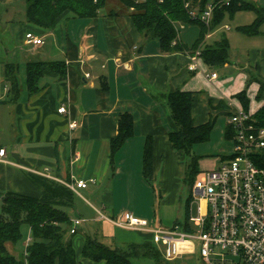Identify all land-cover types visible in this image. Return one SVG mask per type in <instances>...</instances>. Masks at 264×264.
<instances>
[{
  "label": "crops",
  "instance_id": "obj_1",
  "mask_svg": "<svg viewBox=\"0 0 264 264\" xmlns=\"http://www.w3.org/2000/svg\"><path fill=\"white\" fill-rule=\"evenodd\" d=\"M22 1L0 0V149H4L0 193L39 199L42 189L32 176L58 184L82 180L86 188L75 189L73 196L82 199L95 218L85 211L76 210V214L84 224L91 219L99 223L97 230L86 225V237H92V232V238L109 248L151 243L148 232L124 231L116 228L112 220L129 213L153 225L157 222L152 220L156 201L160 200L162 208H169L180 198L182 153L167 140V134L175 128L164 97L174 90L191 93L195 126L206 124L210 117L216 121L217 115L247 112L234 95L245 93L247 83L257 93L264 84V24L254 36L238 32L236 28L250 25L256 16L252 11L237 12L225 17L236 21L233 34L224 22L209 30L196 47L200 26L178 24V43L184 50L165 52L157 40L140 35L129 16L131 10L117 0H106L91 18L64 13L51 31L26 22V5H17ZM245 1L264 9V0ZM244 12H252L254 17L237 24V16ZM27 33L41 37L43 44L27 46ZM221 39L227 40L228 52L232 43H239L243 56L234 64L227 60L217 68L199 59L198 71L187 70L190 49L202 51ZM29 63L44 65L31 90L25 71ZM7 64L15 68V93L12 82L6 79ZM211 73H216V78L208 80L205 75ZM62 106L67 109L66 115L57 113ZM122 115L131 117L132 134L111 157L110 141L117 135V120ZM71 122L77 124L73 130L68 128ZM7 127L11 132L5 138L3 130ZM225 131L226 127L224 135ZM148 138L151 174L146 180L143 151ZM202 162L199 158L198 173ZM219 165L215 163L210 170ZM99 214L105 219H100ZM25 230L26 243L30 232L28 227ZM85 238L72 239L76 264H103L82 257ZM5 247L10 254L17 253L13 244L6 243ZM197 250L191 243L182 255H193Z\"/></svg>",
  "mask_w": 264,
  "mask_h": 264
},
{
  "label": "trees",
  "instance_id": "obj_2",
  "mask_svg": "<svg viewBox=\"0 0 264 264\" xmlns=\"http://www.w3.org/2000/svg\"><path fill=\"white\" fill-rule=\"evenodd\" d=\"M125 9L131 10L130 18L136 30L144 39H155L163 51H182L179 43L172 45L176 37L178 24H197L201 28L198 46L207 32L219 25L223 18L233 16L237 12L252 11L255 19L250 25L236 28L248 36L259 33L264 24V9L245 0H117ZM26 5V22L43 31L54 29L57 20L64 14L76 17H95L105 6L106 0H23ZM191 8L203 11L208 4L213 6L210 26L188 18L185 4ZM194 49V48H193ZM190 49L189 51H193ZM195 50V49H194ZM200 58L209 67L223 66L228 60V43L221 39L212 46L200 50ZM42 63L26 64V83L30 90L40 78ZM57 66H59L57 64ZM15 68L11 64L5 66L6 79L12 82V91L16 92L14 81ZM64 72L61 71L62 75ZM33 91H30V94ZM165 103L174 125V131L167 134V140L172 148L184 155H190L192 148L208 141L215 117H210L206 124L195 126L191 117L193 96L191 93L179 90L170 91L165 97ZM256 98L264 99V84L261 83ZM244 110H247V98L244 92L237 95ZM257 124L264 127V105L255 113ZM118 132L110 141L111 157L123 142L132 134V120L128 115H122L117 120ZM230 138V130L226 127L225 139ZM151 140L148 138L143 151V176L149 180L151 174ZM200 157L192 155L188 164L185 182L191 190L198 174L197 162ZM32 181L42 189L39 199L18 196L11 193H0V264H76V255L72 246V237L66 238L71 226L70 217L65 212L73 207V193L63 185L54 181L32 176ZM189 190V191H190ZM191 194L185 200L183 222H176L182 231L190 232L188 206ZM26 226L30 232V241L24 247L20 258L10 254L6 243L17 244L21 238V227ZM76 234V233H75ZM74 234H70L72 236ZM81 255L95 263L131 264L132 257L152 258L157 264H162L161 256L150 242L130 244L125 250L109 248L92 237H86Z\"/></svg>",
  "mask_w": 264,
  "mask_h": 264
},
{
  "label": "built area",
  "instance_id": "obj_3",
  "mask_svg": "<svg viewBox=\"0 0 264 264\" xmlns=\"http://www.w3.org/2000/svg\"><path fill=\"white\" fill-rule=\"evenodd\" d=\"M227 1V0H226ZM188 18L205 27L210 26L213 6L208 4L203 11L191 8L187 3ZM179 42L178 29L172 45ZM27 46H40L41 37L31 33L24 35ZM189 72L199 70L200 50L187 53ZM208 80L216 78V73L206 74ZM59 115H66L62 106ZM230 130L232 154L210 171L198 173L192 184L191 201L188 206L191 219V204L197 202V215L194 229L182 231L174 225L170 229L151 228L146 220L123 213L112 224L124 231H146L151 244L162 246L165 262L189 250L194 241L198 242V256L201 264H264V127L245 111H234L227 115ZM77 127L75 122L68 125L69 130ZM4 149H0V161ZM72 193L84 189L87 183L82 180L68 183L60 182ZM100 219L105 217L99 214ZM83 222L80 218H70V234H75ZM30 239H27L25 246Z\"/></svg>",
  "mask_w": 264,
  "mask_h": 264
},
{
  "label": "rangeland",
  "instance_id": "obj_4",
  "mask_svg": "<svg viewBox=\"0 0 264 264\" xmlns=\"http://www.w3.org/2000/svg\"><path fill=\"white\" fill-rule=\"evenodd\" d=\"M17 5L25 6V3L22 1ZM108 5H110V3H108ZM239 15L240 16H237V18H236L237 20H239V21H237L238 22L237 24H243V22H244L243 20H246L247 18H250V17H254V14L252 12H244V13H240ZM226 16L229 18L228 15H226ZM225 17L223 18V22H221L219 24V26H217V28L220 27L221 24L223 25V23L225 22L224 24L229 25V27L231 29L230 33L233 34L235 32V25H234L235 23L234 22H236V21L230 22V20L225 19ZM182 25H184V27L185 26L188 27L187 24H182ZM177 27L179 28V25H177ZM262 29H264V28H262ZM219 32L220 31H218V33ZM221 33H225L226 35L228 34V32H225V31L220 32V34ZM216 39H219V38L217 37ZM241 49L242 48H240L239 43H232L231 48L229 49V52H228V60L231 64H234L236 58H241L243 56ZM188 53H190V51ZM247 84H249V85L248 86L245 85L244 89H243V90H245L246 98L249 100V103L247 104V110L246 111L249 115L254 116L255 113L264 105V99L258 100L256 98L257 91H255L254 86L251 85L250 83H247ZM238 94L239 93L234 95L235 99L237 98ZM226 121H227V116L217 115L216 121L213 125V128H212V131L210 133L208 141L195 145L192 148L190 155L182 154L181 159H180L181 166H182V174H181V177L179 179L180 198L174 206H170L169 208H162L160 200L158 201L156 198V200H157L156 205L153 209V211L155 212V215H154V219H152V220L153 221L155 220L157 222L153 225L152 224L150 225V223H149V226L151 228H156V227L161 226L162 228L170 229L171 227L174 226L175 222H179V223L183 222L185 200L188 198V196L190 194V191H189L190 189H189L188 184L185 182V178H186V173L188 170L187 169L188 164H189V161H190V158L192 155L201 156L200 159H202L203 162L199 164V171L202 172L204 170H210V169L214 168L215 163L217 164V162H218L220 164V160H224L232 154V152H233L232 142L229 139H225V135H224V129H225V127H227ZM256 121H257V119H256ZM3 131H4L3 135L6 136L5 138H8L7 136H10L11 129L9 127H7ZM207 159H208V161H206ZM157 195H158V193H157ZM87 208L88 207H86L85 202L82 199H80L78 197H74L73 207L67 209L65 212L67 213V215L70 218H78V215L76 214V210H78V212L85 211L87 214H89L90 218H92V219L95 218L94 214L92 215L90 210H88ZM86 213L85 214L80 213V214H82L83 216H87ZM196 215H197V202H193L191 204V216L192 217L189 221L191 228H194L193 223H194V218L196 217ZM152 218H153V214H152ZM91 220H90V223H88V222L86 224L81 223V225L77 226L76 227V229H77L76 234H74L72 236H70V234H68V232H66L65 237L66 238L72 237V239L85 238L89 234L86 231V228H85L86 225H88L87 227L91 226L96 230L98 228L97 225L99 223H94ZM93 228H91V229H93ZM25 229H26V226L21 227V233L23 234L22 239L17 244L14 245V247H16V250H17V253L14 254V256L16 258H20L21 254L24 251L25 239L27 237ZM91 236L93 237L92 232H91ZM142 240H143L142 238L139 239L140 242ZM194 244L196 245V248L198 249V242L194 241ZM154 247H155L156 251H158L159 255L161 256L160 261L162 264H201V260L198 256V253L193 254V255L178 256L171 262H165L163 260V257H162V254L164 252V248L160 245L154 246ZM116 248L121 249V250H125L126 246L122 245V244H117ZM130 262H131V264H157L152 258H147V257H132V258H130Z\"/></svg>",
  "mask_w": 264,
  "mask_h": 264
}]
</instances>
